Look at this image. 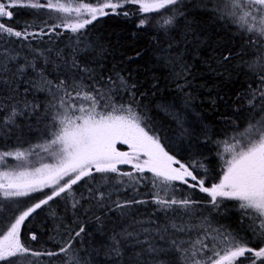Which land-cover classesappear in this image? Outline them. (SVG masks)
<instances>
[{
	"label": "snow or ice",
	"instance_id": "1",
	"mask_svg": "<svg viewBox=\"0 0 264 264\" xmlns=\"http://www.w3.org/2000/svg\"><path fill=\"white\" fill-rule=\"evenodd\" d=\"M126 5L138 6L143 18L137 27L141 28L150 24L151 14L166 10L167 14L161 15L155 25L165 34L174 30L178 19L184 16L180 10L183 0H96V3L83 2L75 6L71 0L68 3L61 0H0V21L7 18L10 22L13 17L10 9L16 7L47 10L59 19V23L52 25L45 21L38 31H29L32 24L28 22L22 31L0 22V45H4L0 47V111L6 113L0 118V131L10 132L18 127L19 117L35 115L43 108L41 122L47 121L44 127L48 137L27 148L0 152V168L5 169L0 171V225H3L0 227V264H34L28 258L42 255H63V264H87L80 257V250L74 247V242L86 232L83 224L79 230L68 229L67 240L50 237L59 244L55 252L34 251L21 239V226L26 220L57 198L66 205L70 202L73 215L78 208L87 212L94 206L125 218L126 227L105 231L102 218L95 217L101 223L97 229L103 237L101 249L112 264H122L129 246L132 247L128 257L130 264H174V260L175 264H244V261L264 264V246L249 247L251 240L224 226L213 227L210 216L198 215L205 205L192 199L191 193L178 198L180 190L174 183L181 182L193 192L198 190L206 194L210 211H218L225 199L236 201L244 217L250 220L253 239L264 245V0H223V7L214 9L221 18H231L241 33L248 35L246 44L253 48L260 46L255 49L260 55L251 62H241L258 79L257 87L249 84L245 94V106L253 115L243 130L219 142L224 145V150L218 153L223 167L216 182H212L206 169L198 176L192 166L181 164L165 151L157 135L150 134L152 129L147 114L141 115L133 108V104L138 103L135 84H130L119 72L106 76L96 59L81 63L79 57L88 55L90 45L84 48L77 45L71 49L68 58L63 51H57L56 59L52 58L51 49L31 46L30 40L37 36L59 35L57 29L61 27L79 33L98 17L110 14L127 17L129 12L119 11ZM73 13L75 19L70 18ZM187 34L185 32V37ZM14 40L29 42L22 44L27 50L26 55L10 46ZM172 47L170 43L165 51ZM102 54V51L97 53L98 56ZM235 55L230 51L217 59L218 67L226 68V62ZM134 58L129 57V60ZM169 59L179 63L181 71L174 76L185 80L184 84L176 85L182 91L190 84L186 79L190 66L182 62V54ZM93 63L97 67H92ZM21 84L25 85L23 92ZM124 92L130 95V101L117 104L114 97ZM29 93H43L46 102L40 104L28 100ZM190 99V96L186 97L185 104ZM158 107L169 112V106ZM256 113H259V119H255ZM174 118L180 123L178 116ZM231 123L235 125L236 122ZM118 141L130 150L119 151ZM41 153L51 162H43L45 156ZM142 156L145 158L141 159ZM9 157L16 161L14 165H9ZM32 157L37 158L39 166H30ZM174 164L179 167H173ZM119 165H132L134 171L122 172ZM197 167L202 165L197 164ZM146 170L151 177L144 175ZM81 182L86 194L80 192L77 197L74 186H80ZM145 182L151 185L150 199H135L138 185ZM45 189L50 191L45 192ZM128 190L133 192V198L120 200L119 193ZM34 193H40L44 198L30 205L21 199H32ZM114 194L118 197L115 200L112 199ZM82 201L88 207H84ZM148 203L156 206V213L164 214L162 223L151 218L127 220L134 205ZM5 214L9 215L5 217ZM191 233L196 234L195 238L189 235ZM57 235H60L59 231ZM182 236H188V239ZM30 238L35 241L37 236L32 233Z\"/></svg>",
	"mask_w": 264,
	"mask_h": 264
},
{
	"label": "trees",
	"instance_id": "2",
	"mask_svg": "<svg viewBox=\"0 0 264 264\" xmlns=\"http://www.w3.org/2000/svg\"><path fill=\"white\" fill-rule=\"evenodd\" d=\"M61 2L68 3L69 0H61ZM83 2L96 3V0H71L73 6ZM222 7L223 0H183V7L180 10L184 12V16L178 19L174 30L165 34L155 25L161 15L167 14L166 10L162 13L151 14L150 24L141 28L137 27L139 20L143 18L138 12V6L126 5L119 11L129 12L130 15L127 17L122 14L98 17L79 33H72L70 29L61 27L57 29L59 35L49 33L45 36H37L30 40V43L32 47L41 50L51 49L53 59H56L57 51H63L68 58L71 49L77 45L80 48L90 45L91 50L88 55L79 57L81 63L83 64L85 60L96 59L103 67L106 76L119 72L128 78L130 84H135V99L138 103L133 104V108L141 115L147 114L148 124L152 129L150 134L157 135L165 151L175 156L181 164L192 166L198 176L202 175L206 169L212 182H216V179L222 175L223 167V160L218 153L224 150V145L219 142L243 130L253 115L245 106V94L249 84L253 88L257 87L258 79L241 62H251L260 55L255 51L260 46L256 45L253 48L246 44L245 41L249 39L248 35L242 34L232 23L231 18H221L220 13L214 11ZM10 10L13 11L11 21L4 18L0 22L9 23V26L16 30L22 31L26 22L32 24L29 31H38L44 26L45 21L48 25L59 23L55 14L47 10L22 7ZM70 18L75 19V13L71 14ZM45 31L47 32L48 29L45 28ZM185 32L188 33L186 37ZM24 43L29 42L14 40L10 46L20 51L21 55H26L27 50L22 46ZM170 43L173 47L165 51ZM3 46L0 45V47ZM101 51L103 54L98 56L97 53ZM230 51L236 54L235 58L226 62V68H219L217 59ZM181 54L182 62L190 66L189 75L186 78L190 84L182 91L178 90L176 85L184 84L185 80L174 76V73L181 71L179 63L170 62L169 59ZM129 57L135 58L129 60ZM91 66L97 67V64L93 63ZM52 78L56 79L55 75ZM24 87L25 85L21 84V92ZM238 94H240L239 98ZM188 96L191 99L185 104ZM27 99L40 104L46 102L43 93H29ZM114 99L117 104H127L131 97L124 92ZM159 105L169 106V112L166 113L158 107ZM42 112L43 108L35 115L19 117L16 121L18 127L12 128L10 132L0 131V152L14 150L17 147L27 148L30 144L47 139L44 127L47 121L41 122ZM5 115V112L0 111V118ZM176 116L179 117L180 123L174 118ZM255 119H259V113L255 114ZM231 121H235V125ZM118 144L120 148L118 150L125 151V146ZM41 155L45 156L44 153ZM30 160L32 161L30 166L39 165L37 158L32 157ZM8 162L9 165L16 163L12 157L8 158ZM43 162L51 161L45 156ZM197 164L202 167H197ZM118 167L122 172L134 171L132 165H119ZM134 174L140 175L135 172ZM110 175L114 177L116 174ZM144 175L152 176L147 170ZM124 179L127 180L126 177ZM97 180H99L98 175ZM174 183L180 190L177 192L178 198L191 193L192 199L205 205L199 209L198 215L202 213L204 216H210L213 227L224 226L238 236L251 240L249 247L264 246L253 239L249 229L250 220L244 217L236 201L225 199L218 211H210L211 205L207 204L209 198L206 194L198 190L193 192L181 182ZM74 188H76L77 197L80 192L86 194L83 182ZM44 191L49 192L50 190L45 189ZM150 192L151 185L145 182L138 185V194L134 198L149 200ZM42 198H44L42 194L34 193L32 199H21L27 200L30 205ZM117 198L116 194L112 197L113 200ZM130 198H133L131 190L119 193L120 200ZM82 203L84 207H88L86 202L82 201ZM155 208L156 206L152 203L134 205L127 220L151 218L162 223L164 214L156 213ZM53 212L55 216L52 215ZM7 215L9 214H5V217ZM95 217L102 218L105 231L119 230L121 226H127L125 218H118L116 212H106L94 206L87 212L83 208H78L73 215L70 202L66 205L63 200L57 198L49 202V206L37 210L26 220L25 225L21 226V239L34 251L55 252L58 251L59 244L55 240H50V237L55 236L56 240H67V230H79L83 224L86 232L74 242V247L80 250L81 259L87 264H112L110 258L101 249L103 237L97 231L101 223ZM77 220L79 223H74ZM58 231L60 235H57ZM32 233L37 236L35 241L30 238ZM189 235L195 238L196 234ZM181 238L188 239V236ZM136 250L138 251L139 248L137 247ZM131 251V246L125 249L126 255L122 264H130L128 257ZM28 259L34 261V264H63L64 261L63 255L53 257L42 255ZM244 264L248 262L244 261Z\"/></svg>",
	"mask_w": 264,
	"mask_h": 264
},
{
	"label": "rangeland",
	"instance_id": "3",
	"mask_svg": "<svg viewBox=\"0 0 264 264\" xmlns=\"http://www.w3.org/2000/svg\"><path fill=\"white\" fill-rule=\"evenodd\" d=\"M118 143H120V144H122L123 146H125V151H129V150H130L129 147H128L127 145H124L122 142H119V141L117 142V145H116V146H117V149H120ZM119 151H120V150H119ZM121 151H124V150H121ZM144 158H145V157H143V156L141 157V159H144ZM49 163H50V162H49ZM36 166H39V165H36ZM173 167H179V166H177L176 164H174ZM3 170H5V169L0 168V171H3Z\"/></svg>",
	"mask_w": 264,
	"mask_h": 264
}]
</instances>
